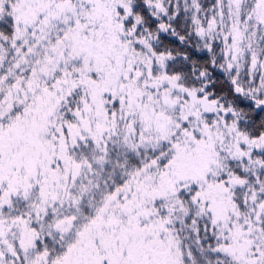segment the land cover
Segmentation results:
<instances>
[{"label": "snow or ice", "instance_id": "1", "mask_svg": "<svg viewBox=\"0 0 264 264\" xmlns=\"http://www.w3.org/2000/svg\"><path fill=\"white\" fill-rule=\"evenodd\" d=\"M0 264H264V0H0Z\"/></svg>", "mask_w": 264, "mask_h": 264}]
</instances>
